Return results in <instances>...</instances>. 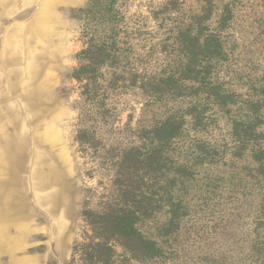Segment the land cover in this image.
<instances>
[{"label": "trees", "instance_id": "1", "mask_svg": "<svg viewBox=\"0 0 264 264\" xmlns=\"http://www.w3.org/2000/svg\"><path fill=\"white\" fill-rule=\"evenodd\" d=\"M196 1L195 12L182 13L179 0L150 12L164 13L162 29L146 32L141 68L121 0L98 9L95 26L108 31L85 32L71 71L84 104L74 141L113 167L117 194L83 210L91 234L75 246L79 264H174L200 231L230 233L245 220L234 243L247 251L236 264H264V79L244 78L233 63L225 30L238 0ZM126 89L139 91L146 114L127 143L106 147L97 128L120 114Z\"/></svg>", "mask_w": 264, "mask_h": 264}, {"label": "rangeland", "instance_id": "2", "mask_svg": "<svg viewBox=\"0 0 264 264\" xmlns=\"http://www.w3.org/2000/svg\"><path fill=\"white\" fill-rule=\"evenodd\" d=\"M167 1L121 0L124 20L136 29L126 38L139 68L144 59L135 56L143 54L146 32L162 29L164 13L153 18L150 12ZM179 1L182 13L199 8L196 0ZM101 4L0 0V264H79L75 246L91 234L83 210L116 200L113 167L98 165L74 141L84 104L71 71L85 32L108 31L106 22L103 31L95 26ZM233 9L225 33L234 66L244 78L263 80L264 0H238ZM116 97L122 111L97 128L106 147L127 143L130 128L146 114L139 91L126 89ZM248 227L245 220L230 233L200 231L201 239L186 244L174 264H204L198 263L202 255L236 264L247 250L234 241Z\"/></svg>", "mask_w": 264, "mask_h": 264}]
</instances>
